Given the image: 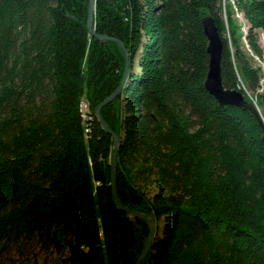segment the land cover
<instances>
[{
  "label": "trees",
  "instance_id": "1",
  "mask_svg": "<svg viewBox=\"0 0 264 264\" xmlns=\"http://www.w3.org/2000/svg\"><path fill=\"white\" fill-rule=\"evenodd\" d=\"M0 0V262L264 264V127L204 85L203 17L223 42L221 78L259 109L264 0ZM247 28L241 30L237 14ZM138 226H141L140 229ZM13 260V259H12Z\"/></svg>",
  "mask_w": 264,
  "mask_h": 264
},
{
  "label": "water",
  "instance_id": "2",
  "mask_svg": "<svg viewBox=\"0 0 264 264\" xmlns=\"http://www.w3.org/2000/svg\"><path fill=\"white\" fill-rule=\"evenodd\" d=\"M89 14H88V19H87V26L89 30L96 35L99 38H108L109 36L106 34H100L98 33L95 28L92 26V16H93V8H94V3L95 0H89ZM203 26L205 33L208 37V47L207 51L209 53V68L207 71V75L204 81V85L206 89L210 92L211 95H213L219 103L221 104H233L237 106L244 107L246 109H249L258 119L259 123L263 125L262 118L260 117L259 114V109L255 105L254 102L248 101L243 92L239 89H231V88H226L223 83H222V78H221V55H222V50H223V42L222 39L219 35L218 29L214 23V20L211 16L205 15L203 17ZM114 40L118 41L120 46L123 49L124 55H125V60H126V69L124 76L118 85V87L108 96L106 97L96 108V114L99 118V121L102 125V127L108 131L114 139V146H113V151L111 154V158L108 162V165L111 167V185H112V195H113V200L114 203L116 204L117 207L121 208L122 210L126 211L128 216L131 217L133 220H136V218H141L144 219L147 222L148 228L150 230L149 236L145 238L144 241V247L140 253V255L137 258L136 264H144L145 262V256L150 248L153 238L155 236V231H156V220L152 214H148L142 211H137L134 210L126 205H124L119 198L118 194V187H117V173H116V168H117V152L119 148V137L118 135L111 129L109 126L108 122L106 119L103 117L101 113V109L114 100L117 95L120 93L126 78L128 74V66H129V60H128V51L120 40L116 39L113 37ZM263 142H264V134H263ZM140 229L141 226H138Z\"/></svg>",
  "mask_w": 264,
  "mask_h": 264
},
{
  "label": "rangeland",
  "instance_id": "3",
  "mask_svg": "<svg viewBox=\"0 0 264 264\" xmlns=\"http://www.w3.org/2000/svg\"><path fill=\"white\" fill-rule=\"evenodd\" d=\"M227 2L228 1L226 0V3ZM237 17H238L239 23L241 25V30L245 31L247 28L245 19L243 18L241 13H238ZM95 21H96V7H95V3H94L93 16H92V21H91L93 27H94ZM260 43H261L262 47L264 48V33H260ZM255 64L257 66L261 67L262 75H263V81H264V56L262 58L255 57ZM28 257L30 258V261H29L30 264H54L53 259H55L54 257H51V256H50V258H47L44 253H39L38 255H33V253H31V252L29 253ZM0 264H27V263L23 257L17 255L15 252H11L10 254L5 255L1 259Z\"/></svg>",
  "mask_w": 264,
  "mask_h": 264
}]
</instances>
